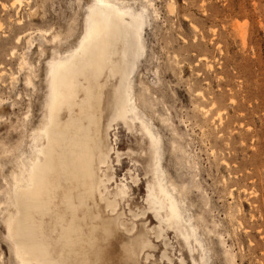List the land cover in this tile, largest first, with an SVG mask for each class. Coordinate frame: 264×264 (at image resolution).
<instances>
[{"label": "rangeland", "instance_id": "rangeland-1", "mask_svg": "<svg viewBox=\"0 0 264 264\" xmlns=\"http://www.w3.org/2000/svg\"><path fill=\"white\" fill-rule=\"evenodd\" d=\"M124 1L135 9L146 4ZM150 1L146 51L132 79L139 103L143 96L154 105L147 113L164 140L167 178L189 186L187 204L201 221L212 264H228V252L234 264H264V0ZM93 2L0 0V264H22L7 224L13 177L30 156L42 119L47 64L55 49L64 54L77 45ZM115 129L125 155L120 164L113 156L114 173L129 187L119 212L136 223L134 236L158 223L150 212L138 220L130 212L146 206L148 192L143 167L127 155L140 137L125 125ZM127 235L121 229L111 240L110 264H122ZM150 239L152 262L180 264L183 257L192 264L172 232L166 240ZM166 241L173 262L162 260Z\"/></svg>", "mask_w": 264, "mask_h": 264}, {"label": "bare ground", "instance_id": "bare-ground-1", "mask_svg": "<svg viewBox=\"0 0 264 264\" xmlns=\"http://www.w3.org/2000/svg\"><path fill=\"white\" fill-rule=\"evenodd\" d=\"M145 1L135 9L124 0H94L77 45L64 54L55 49L47 64L42 119L31 154L13 177L14 211L7 224L22 264H110L107 247L121 229L132 236L122 244V264H141V256L151 261L150 235L166 240L169 232L192 264H212L201 221L187 204L189 186L167 178L164 140L148 115L154 105L143 96L139 103L135 92L132 76L146 51L142 34L152 7ZM26 83L34 85L30 76ZM122 125L139 134L137 148L127 155L135 156L148 183L146 206L130 212L134 220L150 212L158 223L134 236L136 223L128 224L119 212L129 187L116 181L113 165V156L120 164L125 155L115 133ZM165 247L162 260L173 262L172 244ZM231 255L226 253L228 264L235 263Z\"/></svg>", "mask_w": 264, "mask_h": 264}]
</instances>
